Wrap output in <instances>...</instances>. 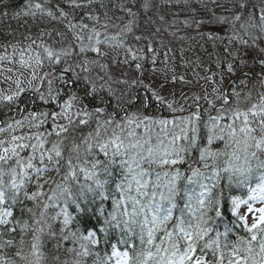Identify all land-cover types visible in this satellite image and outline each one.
<instances>
[{
    "label": "snow or ice",
    "instance_id": "6c2138e0",
    "mask_svg": "<svg viewBox=\"0 0 264 264\" xmlns=\"http://www.w3.org/2000/svg\"><path fill=\"white\" fill-rule=\"evenodd\" d=\"M0 29V264H264V0H0Z\"/></svg>",
    "mask_w": 264,
    "mask_h": 264
},
{
    "label": "rangeland",
    "instance_id": "374dc122",
    "mask_svg": "<svg viewBox=\"0 0 264 264\" xmlns=\"http://www.w3.org/2000/svg\"><path fill=\"white\" fill-rule=\"evenodd\" d=\"M15 67L16 66H13L14 70H15ZM10 75H12V74L11 73H7V72L0 73V81L3 80L4 76H10ZM188 79L192 81V83H190L188 85V89H187V92H189V89L192 90L191 92H189V95H191L192 92H199L201 90V85H204V81H202V80L200 81V84L197 85L195 83V78H194L193 74H191V73H188ZM180 85L183 86V84H180ZM7 86L8 85H6V84L0 83V88L7 87ZM204 86L209 87V90H210V85H204ZM173 87L175 88V90L177 91V93H178V91L180 92V89L177 87V84H176V86H173Z\"/></svg>",
    "mask_w": 264,
    "mask_h": 264
},
{
    "label": "trees",
    "instance_id": "16d2710c",
    "mask_svg": "<svg viewBox=\"0 0 264 264\" xmlns=\"http://www.w3.org/2000/svg\"><path fill=\"white\" fill-rule=\"evenodd\" d=\"M13 27L15 28V24H14V22H13ZM0 31H2V29H0ZM24 31H25V29H23V28L17 29V36L19 37L20 33H21V32H24ZM32 32H35V29H34V28L32 29ZM0 51H2V50H0ZM208 51L211 52L212 49L209 48ZM198 54L204 59L205 63L207 64V62H208V56H207V54H206V53H203V52H200V53H198ZM190 58H191V54H190ZM213 69L215 70V66H214V65H213ZM179 72H180V73H183V69H182V68L179 69ZM188 73L193 74L191 71H189ZM201 75H204V73L201 72ZM174 86H176V85H174ZM177 87H178L180 90L183 89L184 91L187 92L188 85H183V86H182V85H180V83H177ZM178 94H179V91H178ZM189 103H191V101H189ZM201 104L204 105V102L201 101ZM22 106H23V105H22ZM29 106H31V105H29ZM204 107L207 108V105H204Z\"/></svg>",
    "mask_w": 264,
    "mask_h": 264
},
{
    "label": "bare ground",
    "instance_id": "6f19581e",
    "mask_svg": "<svg viewBox=\"0 0 264 264\" xmlns=\"http://www.w3.org/2000/svg\"><path fill=\"white\" fill-rule=\"evenodd\" d=\"M12 67H13V66H12ZM225 220H226V222H227V223L229 222V220H228V219H226V218H225Z\"/></svg>",
    "mask_w": 264,
    "mask_h": 264
}]
</instances>
